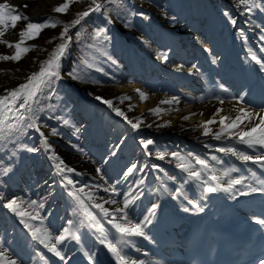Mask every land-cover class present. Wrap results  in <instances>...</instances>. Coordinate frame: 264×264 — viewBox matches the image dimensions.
<instances>
[{
	"label": "bare ground",
	"instance_id": "1",
	"mask_svg": "<svg viewBox=\"0 0 264 264\" xmlns=\"http://www.w3.org/2000/svg\"><path fill=\"white\" fill-rule=\"evenodd\" d=\"M22 1L26 0H7L16 9ZM56 1H40L31 9L32 17L42 18L47 5ZM148 1L137 0L135 22L127 27L120 24L125 41L115 45L109 53L110 63L107 65L110 79L104 76L99 79V84L90 86L72 82L76 91L70 90L68 99L77 110L67 124V132L52 135L48 122L38 124L41 115H37L33 107L42 102L38 96L31 104L32 111L27 106L20 108L22 101H17L13 111L8 112V123H19L21 130L24 120L36 119L45 133L48 149L43 147L41 137L34 129L33 134H36L41 153L50 156L47 155L46 160L35 169L24 168L9 184L7 179L8 187L0 184V206L3 208L8 198L14 199L17 195L20 210L31 215L38 213L36 220L27 216L24 219L40 230L41 238L47 233L50 238L45 243L49 247L55 244L57 236L64 235L65 239L56 244L61 254L56 256L49 251V247L32 239L16 214L8 216L10 220L6 222L7 217L0 207V253H3L0 264H6L8 260L16 264H117L107 243L122 249L121 254L127 264H179L184 259V251L180 250L182 236L198 222L191 217L200 213L197 207L203 208L210 200L233 204V209L241 212L243 221L264 219L263 206L256 208L252 205L248 214L242 209L243 205L264 200V193L240 195L241 191H247L241 185L235 186L231 193L223 191L229 179L243 178L245 185L264 186L257 183L264 181V167L252 161H242L232 153L216 151L217 148L230 147L237 153L253 157L264 155V147L250 148L240 143L235 134L257 124L259 117L264 116V71L252 60L255 55L264 63V0L257 2L259 6L253 13H248L245 5H240L238 0H183L181 7L176 5L180 11L173 19L162 9L160 4L163 0L155 4ZM87 7L85 2L75 3L72 8L79 12ZM227 10L235 20L231 33L221 14ZM20 30H11L6 38L11 42L18 41ZM234 33L239 35L240 41H236ZM44 41H48L46 37ZM52 43L46 42L45 45L54 50L56 43ZM165 54L166 60L162 59ZM71 57H65V61ZM42 61L17 73L16 79L9 83L6 76L0 75V97L27 83V77L39 71ZM62 67H66L64 63L60 69H64ZM177 68L180 70L177 71ZM64 73L60 72V76L65 77ZM103 73L106 74V71ZM256 76L261 83L255 84ZM235 83L253 88V94H240L238 89L231 95L227 94L226 91ZM136 89L144 92L147 98L142 101ZM98 96L111 100L128 120L135 123L139 119L138 128L133 130L124 117L117 116L111 108L97 100ZM40 106L46 109V104ZM157 108L159 113L154 114L151 110ZM240 108L258 115L251 120L245 119L240 128L222 132L220 139H215V134L221 132V117H242ZM19 116L24 119L18 121ZM185 116L189 118L185 120ZM208 120L215 122L208 125L209 134L204 135L203 124ZM19 131L0 140V154ZM146 136L153 141L147 149L142 143L147 141ZM156 147L165 150L163 160L156 152L151 153ZM173 152L183 161L174 158ZM52 156L57 159H51ZM193 157L204 160L211 171L203 169ZM60 161H63L62 167L73 171L60 173L55 167ZM182 162L191 165L193 171L200 172L201 179L189 180L188 173L177 166ZM129 168H133V172L126 176ZM233 168L236 171L219 179L224 170ZM97 169L100 171L97 172ZM36 174L37 178L39 174V180H35ZM209 176L218 178L219 188ZM68 180L73 183L68 184ZM35 183L40 204L43 205L36 211L26 204ZM207 187L215 190L209 193ZM69 192L79 196L84 209L96 217L99 228L104 229L107 237L104 243H101L104 237L99 229L89 226L90 221L84 216L83 209L74 196H69ZM173 195L177 197L175 200ZM126 199L132 200L129 207L123 212H116V208H123ZM93 204H102L109 215L104 216ZM153 205L157 206L155 215L148 223L146 218L150 216ZM184 208L188 211L185 212ZM124 215L127 221L140 224L147 238L124 237L131 243L120 245L118 241L122 238L112 224H125L127 221L119 219ZM66 228L69 230L67 233L64 232Z\"/></svg>",
	"mask_w": 264,
	"mask_h": 264
},
{
	"label": "snow or ice",
	"instance_id": "2",
	"mask_svg": "<svg viewBox=\"0 0 264 264\" xmlns=\"http://www.w3.org/2000/svg\"><path fill=\"white\" fill-rule=\"evenodd\" d=\"M88 3V7L83 10L79 11L75 14V18L71 20L68 23H64L63 21L48 17L46 18L42 23L40 22H32L29 20V18L26 15H23L17 11L15 6L10 5L7 0H3V2H0V44L6 45L8 48L14 49V52L12 55H0V60L8 61L11 60L13 62H18L25 54H27L29 51H32L35 49L36 46L34 45H27L26 42L28 40L36 39L40 33L48 28H56L57 26H60L62 28L60 34L58 37H52L47 42L52 43L55 40H60L61 42L56 45L54 50L49 53L48 58L40 63V69L38 72L31 74L27 77V83L20 85L19 88L14 89L12 91L7 92V95L4 97H0V140L7 139L13 132H18L20 130L19 123L11 124L8 123V112L13 111V109L16 107L17 101H22L20 103L19 107L24 108L25 106L28 107L29 111H32L31 104L35 102V98L38 96V94L43 90L44 87H47L53 79H59L60 78V68H61V60L64 57L66 50L69 45V41L71 37L69 36L70 29L76 27L77 25L81 24V21H83L86 17H89L91 13H98L100 10L104 7V4L100 3L99 0H64L63 3L55 6L52 11L59 14H67L70 7L75 3ZM240 5H247L248 11L251 12L252 8L258 7L259 5L252 3L251 0H238ZM24 7H27L25 5ZM225 15H228V13H225ZM20 20L26 21L25 28L22 29L18 35L19 40L16 42H9L3 37L8 33L9 28H15L17 22ZM233 24H235V20L231 21ZM108 23L111 24L112 20L109 19ZM105 29L99 28L98 30H95L93 33L92 39L94 41H99L100 38L103 36L104 40H107V36L104 35ZM81 36L80 32L76 33L77 39H79ZM89 47L93 48L95 52L100 53L101 55H105L101 51L99 47H96L95 44L89 45ZM205 51H208V49H205ZM95 57H92L94 59ZM162 59L166 60L167 56L166 54L163 55ZM252 60L255 61L256 64L261 66V70L264 71V63L260 59H257L255 55L252 56ZM215 62V61H213ZM80 65L82 67H73V69L68 72L66 75H68L73 81H84L86 78V72L85 69L92 68L93 65L89 60L84 59L80 61ZM180 69L177 68V71ZM137 94L139 95L140 99L143 101L147 97L144 92H142L140 89H136ZM97 100H99L101 103L106 104L109 108H111L117 116L124 117V113L119 111L117 108L113 106V103L111 100H104L101 97H96ZM124 99H129L128 97H125ZM173 101H165V103H172ZM178 102V101H177ZM223 103V101H221ZM131 110V109H130ZM154 114L159 113V109H152L151 110ZM239 112L243 114V116H237L235 119H230L229 117H221L220 124H221V132H218L215 134V139H220L222 132H228L231 131L233 128H240L241 124L244 123L245 119L251 120L252 118L256 117L258 114L250 112L244 108H240ZM219 113V110H218ZM217 113V114H218ZM189 117L185 116L184 119L187 120ZM23 116L17 117V120H23ZM124 119L129 123L133 130L137 129L141 121L139 119L137 122H133L131 120H128L127 117H124ZM225 121H229V123H225ZM214 120H208L204 122L203 128H204V135L209 134V128L208 125L214 123ZM64 124H68L67 120L63 121ZM26 127L30 129H34L37 133H39L41 137V144L45 149H48V141L45 136V133L41 130L42 126H38L36 119L32 118L31 123H28ZM52 135H58L55 129L51 130ZM239 137V142L248 145V147H255L260 146L264 147V116L259 117V122L255 125L248 126L247 130H241L238 133H235ZM143 146L147 149L149 145L153 144L152 140H147L142 142ZM29 152L36 151V149L28 148ZM217 152H224V153H232L233 155H237L238 158L242 161H252L255 164H258L261 167H264V155L261 156H249L244 153H237L233 148H217ZM172 156L178 160L183 161V158L178 156L176 153H173ZM159 159L163 160L164 154H159ZM51 159L56 160L57 157L52 156ZM195 159L196 163L199 164L203 169H209L208 164L197 157H193ZM212 160H217L216 157H211ZM219 163V161H217ZM63 161H60L55 165L56 169L63 173L65 171L72 172L73 169L71 168H65L62 167ZM178 167L181 168L182 171L188 173V179L189 180H197L199 181L201 179V173L198 171H193L191 169V165H186L183 162ZM8 169H3V174H6ZM100 170L97 169V172ZM236 171V169H226L223 172V176H221L219 179H223L224 177H227L230 172ZM133 172V168H129L125 175L127 176L129 173ZM103 178V177H102ZM209 179H211L215 185L216 188L220 187V184L218 182V178L216 176H209ZM73 182L71 180H68V184H72ZM140 183H143V181H140ZM257 183L264 185V181H257ZM241 185L244 188H247V191H241L240 195H248L249 193H264V186H261L259 188L257 187H251L249 185H245L243 182V178L240 179H229L227 181V187L223 188V191L231 193L235 186ZM107 190V189H105ZM215 190L213 187H207L206 191L211 193ZM82 191V189L80 190ZM165 191H168L165 188ZM69 196H74V198L78 201L81 208L83 209V214L87 218L88 221H90L89 226L90 227H96L99 229L100 234L102 237H104L103 240H101V243H104L107 240V237L105 236V232L103 228H99V222L96 220V217L86 209H84L83 201L80 199L79 196L75 195L73 192L68 193ZM138 198V197H136ZM172 198L175 200L177 197L176 195H173ZM235 198V197H233ZM112 203H115V201H112ZM132 203V200L126 199L124 201L123 208H116V212H123L125 209L129 207V205ZM189 203L191 204L192 201L189 200ZM37 206L36 201H32L31 204H29V207ZM94 208H97L100 210V212L104 216H108L109 212L107 209L103 207L102 204H93ZM194 207H197L196 205H193ZM5 207L11 210L13 213L16 214V216L21 218V223L24 224V227L29 230L32 239L33 240H39L41 244H44L45 247H49L47 243H45L46 239H49L50 237L47 236V233L44 234V238H41L39 235L40 230L37 228H34L31 224L27 223L24 217H28L31 220H36L37 215H31L27 213L26 211L20 210V204L17 202L16 199L10 200L7 204H5ZM38 207H43L42 204L38 205ZM156 205H153V208L150 211V216L146 218L147 222H151V216L155 215ZM185 212L188 211L187 208L183 209ZM198 211H203V208L197 207ZM115 219V217H113ZM119 219L127 221V216H121ZM256 224L264 226V219H256L254 221ZM112 227L116 230L117 233L120 234L121 238L118 243L120 245H128L131 243L129 239H123L124 237H145V233L142 231V226L140 224H134L130 221H127L125 224L121 223H113ZM69 230L66 228L64 230L65 233H67ZM74 235V234H73ZM74 238L79 239L78 237ZM63 239H65L64 235L57 236L55 238V244H53L51 247H49V251L55 254L56 256H60V252L56 249V244H59ZM106 246L108 247V250L113 254V256L117 260V264H127V261L125 257L121 254L122 249L118 248L116 245L112 243H107ZM3 256V253H0V257ZM63 259V257H61ZM6 264H16L13 260L6 261ZM135 264V262H133ZM260 264H264V260L260 261Z\"/></svg>",
	"mask_w": 264,
	"mask_h": 264
},
{
	"label": "rangeland",
	"instance_id": "3",
	"mask_svg": "<svg viewBox=\"0 0 264 264\" xmlns=\"http://www.w3.org/2000/svg\"><path fill=\"white\" fill-rule=\"evenodd\" d=\"M40 1L42 0L22 1L19 3L17 11L23 15H26L30 21L40 23H42L48 17L59 19L64 23H68L75 18V14L77 13V11L76 9L72 8L74 4L70 7L67 14H59L53 12L52 9L55 6L64 2V0H57L51 5H47L45 10L46 14L42 15V18L35 19L31 15V9ZM181 1L183 0H163L160 5L162 9H164V11H166V13L168 14L167 16L173 19L177 18L179 15ZM258 1L260 3V0H251V2L255 4H257ZM136 2L137 0H104L103 2H100L104 4V7L100 10V12L91 13L89 17H86L83 21H81V24L70 29L69 36L71 37V39L69 41L66 53L69 52L71 54H65V57L69 55H72V57L67 62L65 61L67 60V58L65 57H63L61 60V65H63L64 63V66L66 67H62L64 69H60V72H65V77L60 76L59 79H53V81L47 87H44L43 90L38 94V100L40 99L42 100V102L41 104H39V106H33L37 111V115H41L38 124H47L48 122L50 125V129H55L57 133L61 131L62 133L65 131L67 132L68 126L67 124H64L63 121L67 120L69 122L70 118L72 119L75 111L77 110L75 108V105H73V102H70L68 99L69 91L75 90V86L72 82L78 84L82 83L84 85L90 86L99 84L101 81L99 79L104 76L110 79L111 74L108 70L109 67L107 65V63H110L109 53L115 48V45H121L125 41L124 33L122 28L120 27V24L127 27L130 23H133L137 20L136 18H134L136 16H134L137 5ZM148 2L155 4L159 2V0H149ZM163 4L164 7L162 6ZM177 4L180 5L179 9L176 6ZM25 5H27V7H24ZM245 8L248 13H253L257 7L252 8L251 12L248 11L247 5H245ZM225 13H228V10L222 11L221 14L226 19L225 21L228 24V27L230 28L229 31L231 33V27L234 28V26L232 25L233 23L231 22L233 20V17L229 15V13L228 15H225ZM109 19L112 20L111 24L108 23ZM26 23V21L20 20L19 22H17L15 28H9L8 33L13 29H16V31L20 30L19 28L24 29ZM99 28L105 29L104 35L107 36V40H104L103 36L99 41H94L92 39L93 33ZM61 30L62 28L60 26H57L54 29L48 28L40 33V35L38 36L39 39L37 38L28 40L26 42L27 45H34L36 47L34 50L29 51L27 54H25L18 62H13L11 60H0V75L6 76L7 82L9 83L16 79L15 75L17 73H22L27 70L26 68L29 67L33 68L35 62L39 60H46L49 53H51L53 50L51 49V46L47 47L45 45L47 41H44V39L45 37L47 38V40L52 37H58ZM77 32L81 33L79 39H77L76 37ZM8 33L3 37V39L11 42L10 39L6 38ZM233 37L236 39V41H240L239 35L237 33H234ZM39 41L42 43H40ZM60 42L61 41L58 39L53 41V43H56L54 48ZM93 44H95L96 47H99L101 51L105 53V55H101L100 53L95 52L93 48L89 47V45ZM13 52L14 49L8 48L4 44H0V55L10 56L13 54ZM92 57L95 58L92 59ZM84 59L89 60V62L92 63L93 67L85 69L86 78L84 81H73L66 74L70 72L73 67H82V65H80V61ZM103 71H106V74H104ZM44 104H46V109L41 108L40 106ZM100 113L102 114V112H98L99 115H101ZM30 122L31 121L27 119L21 123L22 130L20 129L19 133L12 138V141H10L8 145H5L2 153L0 154V184L2 186L4 185L5 187H8L9 181L13 180L16 174H20V172H23L24 168L35 169L41 162H44L46 160L45 157L47 155L50 156L49 154L41 153V150L37 143L38 139H36L35 136L36 134H33L35 132L33 131V129L26 127L25 123ZM119 131L120 133L122 132V130L120 129ZM145 139L149 140L147 136L145 137ZM28 148L36 149V151L29 152L27 150ZM153 151L158 155L161 153L164 155L166 154L165 150L161 149V147H156L154 150H152V154ZM176 162L180 161L176 160ZM3 169H8L6 174H3ZM38 178L36 174L35 180H39ZM7 179L8 184L6 182ZM30 194L32 196L30 197L29 201L25 202H27L26 204L29 206L32 201H36L37 206L30 207L36 211L38 208H40L38 207V205H40V196L38 194L36 183L34 184V187L31 190ZM14 197V199H16L18 202L19 199L17 198V195H14ZM7 200L9 202L10 200H12V198H8ZM1 209L4 212V215H6L7 217L5 221L9 222L10 218H8V216H12L15 213L6 208L5 204L3 208L1 207ZM1 232L2 231L0 230V233Z\"/></svg>",
	"mask_w": 264,
	"mask_h": 264
}]
</instances>
